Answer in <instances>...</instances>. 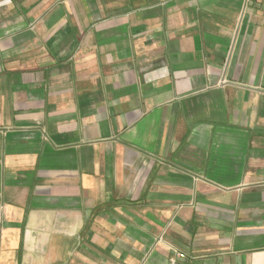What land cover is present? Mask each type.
<instances>
[{
  "label": "crops",
  "instance_id": "crops-1",
  "mask_svg": "<svg viewBox=\"0 0 264 264\" xmlns=\"http://www.w3.org/2000/svg\"><path fill=\"white\" fill-rule=\"evenodd\" d=\"M264 264V0H0V264Z\"/></svg>",
  "mask_w": 264,
  "mask_h": 264
},
{
  "label": "built area",
  "instance_id": "built-area-1",
  "mask_svg": "<svg viewBox=\"0 0 264 264\" xmlns=\"http://www.w3.org/2000/svg\"><path fill=\"white\" fill-rule=\"evenodd\" d=\"M251 1L252 0H246L247 3L251 2ZM184 256L185 255L183 253H180V252L176 253V256L172 257L170 264H178L179 260L183 259Z\"/></svg>",
  "mask_w": 264,
  "mask_h": 264
}]
</instances>
